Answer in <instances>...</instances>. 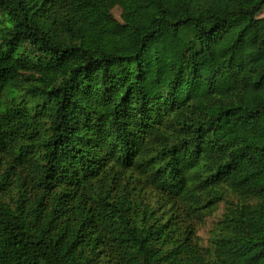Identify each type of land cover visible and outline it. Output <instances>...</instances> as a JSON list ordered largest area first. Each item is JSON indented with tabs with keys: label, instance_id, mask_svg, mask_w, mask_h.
Instances as JSON below:
<instances>
[{
	"label": "trees",
	"instance_id": "1",
	"mask_svg": "<svg viewBox=\"0 0 264 264\" xmlns=\"http://www.w3.org/2000/svg\"><path fill=\"white\" fill-rule=\"evenodd\" d=\"M176 1L0 0V264H264V0Z\"/></svg>",
	"mask_w": 264,
	"mask_h": 264
},
{
	"label": "rangeland",
	"instance_id": "2",
	"mask_svg": "<svg viewBox=\"0 0 264 264\" xmlns=\"http://www.w3.org/2000/svg\"><path fill=\"white\" fill-rule=\"evenodd\" d=\"M164 2V7L166 9V11L172 16V17H177L182 15L183 13V8L182 6L176 1V0H163ZM263 22H264V18H263ZM264 29V26H263ZM263 33V30H262ZM263 37V36H261ZM224 77H221L219 79V84L221 86L222 89H227L229 87H231L234 83H232L230 77L231 74L230 73H225ZM233 79H234V75H232ZM264 102V91L263 88L260 90H256L254 92H252L250 94L249 97V101H248V106L252 107L254 105H257L259 103Z\"/></svg>",
	"mask_w": 264,
	"mask_h": 264
}]
</instances>
